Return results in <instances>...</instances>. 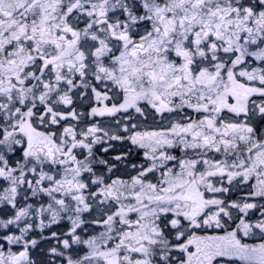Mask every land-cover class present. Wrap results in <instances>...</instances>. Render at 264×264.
I'll use <instances>...</instances> for the list:
<instances>
[{
	"label": "snow or ice",
	"instance_id": "obj_1",
	"mask_svg": "<svg viewBox=\"0 0 264 264\" xmlns=\"http://www.w3.org/2000/svg\"><path fill=\"white\" fill-rule=\"evenodd\" d=\"M0 264H264V0H0Z\"/></svg>",
	"mask_w": 264,
	"mask_h": 264
}]
</instances>
